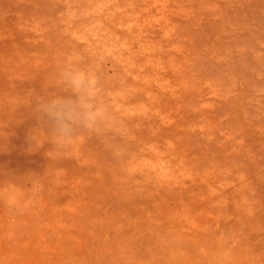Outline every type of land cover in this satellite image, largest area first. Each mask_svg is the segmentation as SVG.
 Wrapping results in <instances>:
<instances>
[{
    "label": "rangeland",
    "instance_id": "374dc122",
    "mask_svg": "<svg viewBox=\"0 0 264 264\" xmlns=\"http://www.w3.org/2000/svg\"><path fill=\"white\" fill-rule=\"evenodd\" d=\"M0 264H264V0H0Z\"/></svg>",
    "mask_w": 264,
    "mask_h": 264
},
{
    "label": "clouds",
    "instance_id": "9594fccd",
    "mask_svg": "<svg viewBox=\"0 0 264 264\" xmlns=\"http://www.w3.org/2000/svg\"><path fill=\"white\" fill-rule=\"evenodd\" d=\"M68 86L70 95L54 96L41 108L59 141L71 135L73 124L86 123L93 116L89 101L94 94L95 83L91 74L79 70L73 72Z\"/></svg>",
    "mask_w": 264,
    "mask_h": 264
}]
</instances>
